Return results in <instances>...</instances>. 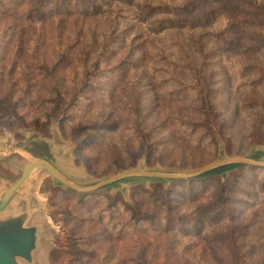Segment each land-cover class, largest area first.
Listing matches in <instances>:
<instances>
[{
  "label": "rangeland",
  "instance_id": "obj_1",
  "mask_svg": "<svg viewBox=\"0 0 264 264\" xmlns=\"http://www.w3.org/2000/svg\"><path fill=\"white\" fill-rule=\"evenodd\" d=\"M186 1L93 0L96 13L43 21L27 18L28 0L0 6V100L10 101L0 106V200L40 158L90 187L133 171L184 176L264 150V28L239 13L235 33L226 15L159 30L144 11ZM263 182L247 167L224 179L120 183L95 200L38 168L6 215L34 205L32 264H264ZM231 188L237 217L218 220Z\"/></svg>",
  "mask_w": 264,
  "mask_h": 264
},
{
  "label": "trees",
  "instance_id": "obj_2",
  "mask_svg": "<svg viewBox=\"0 0 264 264\" xmlns=\"http://www.w3.org/2000/svg\"><path fill=\"white\" fill-rule=\"evenodd\" d=\"M4 0H0V6L4 5ZM15 1V0H12ZM25 1V0H23ZM208 3H213L215 6L206 12L199 15L197 18H189V14H192L196 12L199 8H202L203 6L207 5ZM28 10H27V18L29 20H38L43 21L46 17L52 16V15H71L74 13H83V14H92L96 13L98 10L96 4L93 2V0H74V3H72L70 0H28ZM144 11L147 13L149 17H159L158 21L156 22L157 26L156 28L159 30L163 29H169V28H179V27H196V26H202L206 24L211 19H215L216 17L220 15H226L230 17L231 23H230V31L232 33H235L237 31V28L240 27L238 21H234L232 19H237L240 13L242 15V22L249 21L250 20L252 24L257 26H262L264 28V4H261L258 2V0H187L183 5L177 6V5H160V6H153L151 4L144 6ZM256 11V12H254ZM249 21V22H250ZM246 23V22H245ZM244 26V25H243ZM240 38H231L229 40V46L231 47H237L239 46ZM201 69V68H200ZM191 70L196 73L197 70L194 68H191ZM254 69H248L247 73H253ZM91 82H87V84L83 87H91ZM201 88L203 87L200 83H197L195 85V88ZM194 89V86H193ZM204 99V98H203ZM9 105L10 101L9 99L3 98L0 100V106ZM2 109L5 107H1ZM13 108V107H12ZM13 114H17L16 109H12ZM254 160L257 161H264V150H260L252 157ZM252 173H255V175L259 174V171H263L264 168L262 167H256L251 166L247 164H240V163H233V164H226L219 166L217 168H214L198 177L187 179L188 181L195 182L199 180H206V179H215V178H227V176L231 173L236 172L237 170L241 168H247ZM260 175H258V178ZM178 179H164V178H146V177H132V178H126L120 181H117L116 183L109 184L107 186L101 187L99 189H96L91 192H79L75 189H72L74 192H78L79 195H86L85 197H92L95 198V200H101L104 196L97 195V193L102 192L104 189H109L117 186L120 183H139V182H146V181H159L163 183H169L176 181ZM182 181V180H181ZM240 182L237 184H234V187H239ZM264 188V182L261 184ZM235 188L229 189L226 194L227 197L225 199H220L217 202V205L220 206V211L217 214V219L220 220L223 216V213L226 211L227 215H232L231 218H236L237 213L239 211V205L238 203L240 200H236L232 198L230 194H232L235 190ZM87 198V199H88ZM83 200V201H87ZM233 202L234 204H237V207L233 208L230 206V203Z\"/></svg>",
  "mask_w": 264,
  "mask_h": 264
},
{
  "label": "water",
  "instance_id": "obj_3",
  "mask_svg": "<svg viewBox=\"0 0 264 264\" xmlns=\"http://www.w3.org/2000/svg\"><path fill=\"white\" fill-rule=\"evenodd\" d=\"M233 163L247 164L264 168V162L245 158H236L221 161L212 166L203 168L198 172L184 176L168 175L148 171H133L117 175L94 186L82 187L72 183L69 179H67L51 161L43 158L37 159L25 166L15 183L5 192L0 200V264H21V260L28 264L33 263L34 253L38 249L37 243L40 235V229L38 226H28L34 205L32 202H28L22 209L11 213L9 216L6 215V212L9 210V206L18 191L31 177L32 173L38 168L47 169L58 179L59 182L69 186L70 188H73L79 192H91L114 182L131 177L192 179L219 166Z\"/></svg>",
  "mask_w": 264,
  "mask_h": 264
}]
</instances>
